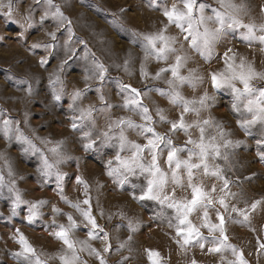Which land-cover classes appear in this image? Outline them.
Returning <instances> with one entry per match:
<instances>
[{"label": "snow or ice", "instance_id": "obj_1", "mask_svg": "<svg viewBox=\"0 0 264 264\" xmlns=\"http://www.w3.org/2000/svg\"><path fill=\"white\" fill-rule=\"evenodd\" d=\"M183 7L178 8L173 4L170 8L165 7L163 15L168 25H174L184 34V42L188 48L194 51L205 63L210 64L213 59H220L216 49L223 46L228 39L230 32L237 31L239 39L249 46H259L264 52V23H256L254 19L244 21L249 17L252 5L248 0H218L219 7L213 8L210 15L205 14L209 6L205 3H198L197 0H181ZM149 6L156 8L158 0H148ZM35 7L30 8L28 15L23 21L15 19V0H0V17L6 24L16 23L19 28L17 39L22 44L27 42V36L37 25H43L51 19L56 25V31L48 32L50 42L32 44L30 51L43 49L46 56L38 61V67L44 71L48 70L53 59L58 58L59 49L63 47L65 59H60L59 64L49 73L47 79L48 95L53 106H62L61 101L67 98V109L72 113L70 128L73 132L80 131L81 146L84 152H101L105 148L113 149V159L108 160L104 165V174L112 179L113 183L122 188L131 183L132 191L129 195L134 201L143 207L147 202L158 206L152 219L166 220L170 228L175 229V242L181 247H199L202 251L221 254L228 250L235 256L234 261L229 264H248L243 253L238 251L235 245L228 242L226 224L238 223L245 225L250 223L248 209H242L228 201L235 200L238 193L232 191L233 186H238V181L232 180L227 172L232 167V158L235 150L240 148L244 141L233 140L228 137L232 135L226 132L220 122L214 117L203 118L202 114L209 111L216 102V93L226 90L231 93V111L238 113L242 118L236 121L237 126L245 136L251 135V130L259 125L261 139L257 141L260 146L258 159L264 163V87H257L254 80L264 81V71H257L254 64L247 61L245 57H239L233 49L227 48L223 53L224 70L207 72V77L200 74L197 69L189 68L187 74L184 70L191 59L184 50L183 44L176 36L167 35L168 26H164L156 32H138L135 29L124 28L120 20L125 12L131 9H120L119 15L113 13V25L119 24L122 30L131 35V42L139 44L144 53V62L139 67V79L141 81L163 80L166 87L149 86L135 87L131 83H125L119 77H110L109 68L105 66L88 48L84 39L76 37L73 32V21L66 16L61 7L54 3V0H35ZM44 5V12L40 20L34 19V12ZM260 12L264 13V6H260ZM67 33V39L61 45V37ZM3 38H0L2 41ZM72 43H79L80 49L73 48ZM179 45V46H178ZM81 52L83 56L81 57ZM229 53H232L229 55ZM81 58L90 61L84 69V88L67 90V74L69 65L76 59ZM153 60L163 63L165 66L158 67L154 73L148 71L146 61ZM21 63H23L21 61ZM30 65L22 77L9 76L4 71L5 80L14 79L21 85L22 91L28 96L36 95V86L39 85L42 77L33 73ZM115 67L122 69L126 74H134L133 63L125 59L123 64H116ZM207 80H210L213 89L210 95L204 91L199 96L188 98L183 89L190 88L193 92ZM96 81L95 84L89 81ZM113 80L118 85L117 95L121 97L122 103L113 104L108 98V82ZM94 93L98 104L89 103L82 106L83 101L88 99V94ZM151 94L167 100L171 108L180 109L178 116L170 118L168 113L171 109L160 107L155 100H152V107L145 103V99L151 100ZM12 99V97H9ZM119 108L132 113V116H119L112 118V109ZM192 114L196 117L192 121L186 120V116ZM139 117V123L133 119ZM250 116L249 118H245ZM103 117L106 125L100 129L97 118ZM31 112H24V120L19 121L7 116L3 108H0V136L9 145L13 140L19 145L22 155H34L39 157V166L36 171L39 173L37 179L41 186H47L54 179L55 188L60 200L76 210L83 218L84 230L87 240L74 238V233L80 230V225L71 213H62L53 205L52 212L55 215L66 216L67 224L57 225L55 221L45 227L54 228L51 235L61 241L64 249L55 259L60 264H81L78 252L87 251L94 256L99 264H107L104 255L96 248H93L89 241L103 240V253L112 255L113 251L120 252L127 249L133 251V237L143 226L138 219H126V224L114 226L116 229L126 228L128 236L126 240H119L113 249L112 236L106 232L97 222L93 214L91 197L88 196V184L79 175H74L77 185L83 186L85 199L73 203L65 196V180L69 173L62 170V167L70 161L79 165L80 157L72 156L65 148L66 141L49 140L45 137L32 138L25 134L24 127L30 126ZM167 125V130H157V125ZM23 125V127H22ZM87 128V131L84 129ZM215 129V135L208 134V129ZM197 129L198 138H193L191 131ZM134 133L142 138L143 142L130 139ZM182 133L186 139L183 143H177V134ZM36 140L43 145H51L46 151L38 147ZM127 153V155H125ZM166 154V156H165ZM150 158V159H149ZM223 161V165L218 163ZM211 162V163H210ZM166 165L167 167H163ZM9 177L13 175L9 169ZM203 177L219 180L221 187L217 189L213 184L206 188L202 182ZM23 179V177H21ZM135 180L143 179V183H132ZM251 181V177H246ZM200 181V182H198ZM171 186V192L168 191ZM7 189L10 215L0 219L12 220L21 214L24 221L29 225L37 223L43 216L41 209L50 201L26 200L20 190L15 186V180L5 182L3 175H0V198L4 197V189ZM176 188L190 189V198L177 199ZM139 189V194H137ZM219 193L218 196L213 195ZM81 205H84L82 207ZM219 205V208L216 207ZM258 207L264 208V200H256L251 203L250 210L254 212ZM223 209V212L220 211ZM171 211V215L168 214ZM215 212L216 222H212L209 212ZM103 214V213H101ZM200 214L201 223L194 224L191 217ZM235 214V215H233ZM242 218V219H241ZM202 229L209 233L205 236ZM218 233V235H217ZM16 242L20 246L18 252L12 253L19 264H47L36 253V250L28 242L27 238L16 230ZM258 251L264 255V241H257ZM211 245V247H208ZM149 264H161L160 255L154 250L145 249ZM131 257H121L117 264H127ZM192 264H196L195 261Z\"/></svg>", "mask_w": 264, "mask_h": 264}, {"label": "rangeland", "instance_id": "obj_2", "mask_svg": "<svg viewBox=\"0 0 264 264\" xmlns=\"http://www.w3.org/2000/svg\"><path fill=\"white\" fill-rule=\"evenodd\" d=\"M6 3L7 0H4ZM198 3H205L209 7L205 9V14L210 15L213 8H218V0H197ZM239 2V0H236ZM252 5V10L249 17H244L247 23L250 19H254L256 23H264V13L260 12V6H264V0H248ZM54 3L61 7V10L66 16L73 21V32L76 37L84 39L87 42L88 48L95 53L96 57L109 68L108 75L110 77H119L125 83H131L135 87L149 86L166 87L163 80L159 81H141L139 79V67L141 62H144V53L140 49L139 44L131 42L129 32L121 29L119 24L113 25V13L119 15L120 9H131L124 13L120 23L124 28L135 29L138 32H156L164 26H168L167 35L176 36L184 46L185 52L191 57L184 74L187 70L197 69L200 74L207 77V72L211 70L223 71L224 60L223 53L227 48L233 49L237 55V63L239 57L243 56L247 61L254 64L257 71H264V52L260 51L259 46H249L239 39L237 31L230 32L228 39L223 46L216 49L220 59H213L210 64L205 63L194 51L188 48L184 42V34L180 32L174 25H168L166 18L163 15L165 7L170 8L175 4L178 8H182L181 0H158V6L153 8L149 6L148 0H54ZM35 0H15V19L23 21L28 15L30 8L35 7ZM44 5H41L34 12L35 21H39L44 12ZM2 11V10H0ZM56 31L55 23L49 21L42 26L37 24L28 34L27 42L22 44L17 39L19 28L16 23H7L0 17V108H3L7 116L16 120H24V112L30 111V126L24 127L25 134L35 137H45L55 141L63 139L66 141L65 148L72 155L80 157L79 165L73 160L62 167V170L69 173V177L65 180V196L69 201L75 203L85 199L83 186L77 185L74 175L81 176L88 184V196L91 197L93 206V214L96 217L98 224L112 236L113 249L118 244L119 240H126L128 232L126 228L116 229L114 226L126 224L127 220L122 219V215L129 219H138L142 222V227L133 237L132 248L129 252L123 249L120 252L113 251L109 256L103 253V240L89 241L93 248L104 255L107 264H117L121 257H131L127 264H149L145 249L154 250L159 253L161 264H229V261H234L235 256L228 250L221 254L210 253L206 249L201 250L199 247L181 248L175 242V229L170 228L163 219L153 220L157 205L152 202H147L145 206L134 201L129 192L132 191L131 183L117 187L112 179L104 174V165L108 160L113 159L115 151L105 148L101 152H84L81 146L80 137L82 132H73L70 128V118L72 113L67 109L68 100L65 98L61 101L62 106H53L50 103V95H48L47 79L49 73L59 64L60 59H65L63 47L59 49V56L52 60L48 70L44 71L38 67V61L41 57L46 56L47 52L43 49L30 51L29 48L35 43H48L50 37L48 32ZM67 39V33L61 37V45ZM73 48L80 49L82 46L79 43H72ZM179 46V45H178ZM232 53H229L231 55ZM81 57L83 52H81ZM130 59L133 63L134 74L129 76L122 69L115 67L116 64H123L125 59ZM21 61L23 63H21ZM148 71L154 73L158 67L165 66L163 63H157L153 60L146 61ZM90 61L78 58L74 60L68 67L67 74V90L73 91L75 88H84V69L88 67ZM33 73H38L42 77L39 85L36 86V95L30 97L25 91L20 90L21 85L17 84L14 79L5 80L3 78L6 70L9 76L22 77L25 75V70L29 66ZM95 84L96 81H89ZM253 84L257 87H264V81L254 80ZM108 98L113 104L122 103L121 97L117 95L118 85L110 80L107 85ZM188 98L199 96L204 91H208L211 95L213 89L210 80L202 84L195 92L190 88L183 89ZM12 97V99H9ZM152 99H145V103L152 107V100L163 108L171 109L168 113L170 118L178 116L180 109L171 108L167 100L160 98L155 94H151ZM215 105L202 114L203 118L209 116L214 117L220 122L226 132L231 133L228 138L233 140H242L244 144L235 150L232 158V167L228 170L227 175L234 181H238V186H233L232 191L238 193L235 200H229L230 204L248 209L250 214V223L241 225L238 223H227L228 242L235 245L238 251L243 253L244 259L248 264H264V255L258 251L257 241H264V208L258 207L254 212L250 210V205L256 200H264V163L258 159V151L260 146L257 141L261 139L260 126L257 125L251 130V135L245 136L244 132L237 126L236 121L242 117L238 113L231 111V93L226 90H221L216 93ZM89 103L98 104L94 93L88 94V99L83 101L82 106L86 107ZM112 118L116 119L119 116H132V113L126 112L119 108H113ZM249 118L250 116H246ZM138 123L139 117L133 116ZM196 117L192 114L186 116L189 122ZM97 124L100 129L106 125L103 117L97 118ZM23 127V125H22ZM158 131H166L167 125H157ZM87 131V128L84 129ZM193 138H198L199 132L197 129L191 131ZM208 134L215 135V129L209 128ZM176 142L182 144L186 137L179 133L177 134ZM130 139L143 142L142 138L137 137L134 133L130 134ZM38 147L42 150L47 149L51 145H43L39 140H36ZM127 155V153H125ZM166 156V154H165ZM150 159V158H149ZM211 163V162H210ZM223 165V161H218ZM39 166V157L34 155H22L20 147L13 140L9 145L2 136H0V175H3L5 182L15 180V186L20 190L23 198L26 200H48L50 203L41 209L43 216L35 224L29 225L24 221V215L12 219H0V264H19V261L13 257L12 253L20 250L19 244L16 242V230L27 238L28 242L36 250V253L47 264H60L56 257L64 249L61 241L55 239L51 233L54 228L45 227L51 225L53 221L57 225L67 224L66 216L55 215L52 212V207L55 205L62 213H71L80 225V230L74 233V238L79 240H87V234L84 230L83 218L76 212L75 209L69 207L68 204L60 200L55 188L54 179L47 186H41L37 179L39 173L36 169ZM167 167L166 165H162ZM9 169L13 175L9 177ZM23 177V179L21 178ZM246 177H251V181L246 180ZM200 182V181H198ZM202 182L206 188H211L213 184L219 189L222 185L219 180L203 177ZM132 183H143V179L135 180ZM171 186L168 191L171 192ZM139 194V189L136 190ZM177 199L190 198V189L176 188ZM7 189H4V197L0 198V216L7 218L9 213L10 200ZM213 195L218 196L219 193ZM84 207V205H81ZM219 208V205H216ZM223 212V209H220ZM103 213V214H101ZM171 215V211L168 210ZM235 215V214H233ZM209 216L212 222L215 220V212L210 211ZM194 224L201 223L200 214H194L191 217ZM242 219V218H241ZM205 236L209 233L206 229H202ZM218 235V233H217ZM118 238V239H117ZM211 247V245H208ZM81 258V264H99V261L89 255L87 251L78 252Z\"/></svg>", "mask_w": 264, "mask_h": 264}]
</instances>
